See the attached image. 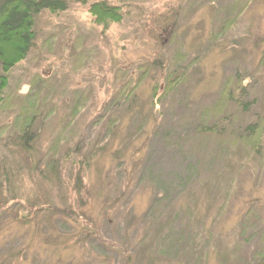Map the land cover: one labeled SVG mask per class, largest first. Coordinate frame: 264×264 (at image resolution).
Returning a JSON list of instances; mask_svg holds the SVG:
<instances>
[{"label": "rangeland", "instance_id": "1", "mask_svg": "<svg viewBox=\"0 0 264 264\" xmlns=\"http://www.w3.org/2000/svg\"><path fill=\"white\" fill-rule=\"evenodd\" d=\"M101 1L123 13L107 30L80 4L37 19L36 48L10 74L0 107V189L42 201L39 170L77 143L88 154L115 120L110 152L84 172L79 195L75 174L61 169L60 210L80 205L98 219L129 264H248L264 248V0ZM29 107L38 138L24 153L15 122ZM8 196L0 264H127L98 254L62 212L39 229L13 223ZM105 201L114 203L108 225Z\"/></svg>", "mask_w": 264, "mask_h": 264}, {"label": "trees", "instance_id": "2", "mask_svg": "<svg viewBox=\"0 0 264 264\" xmlns=\"http://www.w3.org/2000/svg\"><path fill=\"white\" fill-rule=\"evenodd\" d=\"M89 3L90 0H0V107L4 103L3 94L9 84L10 74L13 70L20 66L27 59L29 54L36 48V22L43 13L48 12L49 14H60L66 12L70 5L80 4L82 6H88V13L92 17L93 24L101 27L103 30H107L111 25L118 24L122 21L123 13L120 6H113L107 1L101 0H95L90 5ZM183 80L184 78L181 77L179 82ZM171 85L166 87H171ZM157 88V86L153 87L151 101L157 96ZM131 93L132 91L125 93L123 94V97H127L130 100ZM33 95H27L28 102L33 100V98L31 99L29 97H32ZM112 100L114 99H111V101ZM32 103L31 105H35ZM32 108L33 107H29L27 109L29 110L28 112L24 109L22 111L23 114L18 116L15 122L19 130L18 138H16L17 144L24 153H28L32 150L30 143L33 142L34 139L38 138L36 133L31 132L30 129V127L34 124V120L37 118V114L33 112ZM71 109L73 111L72 115L75 116L74 114L78 113L77 111L79 109V105L75 104ZM130 112L132 113V110H128V113ZM116 126L117 122L115 120H108V122L101 127L103 140L99 139V141L93 144L92 147L90 144L91 151L88 152V154H85V148H81L77 143L72 148H69L61 161H57L53 157L54 159L51 160L52 162L47 163L45 170H39L36 176L39 180L38 185L40 184L46 192L42 201L41 198L36 196L33 200L24 202L14 196V191H3L0 189L1 196L2 193L6 196L9 195L6 205L11 203L14 207H18V209L22 211L20 212L18 210L19 214L15 216L13 223L20 224V222H22L25 223L24 225L28 224L29 226L31 224H35L34 226L39 229L41 226L40 224L44 223L48 218H51L54 214L62 212L67 216V218L71 219L76 226L86 231L85 240L89 239L90 241H94L95 250L98 254L105 256L107 250H110L113 254H122L125 257V263L129 264L131 258V252L129 249L126 247H119L117 248L118 250H116L114 249L115 245L118 247L116 242L102 240L101 230L97 226L98 219L95 220L89 218V215L86 216L83 211L82 213L78 212L79 208H81L80 205L73 207V209L72 207H69L65 210H60L57 205V201H55L52 197L53 189L55 188L58 191L61 189V186H63L61 178V169L63 168L66 173L75 174V177L72 178V190L75 195L80 194L79 192L84 186L82 182V178L85 174L84 172L89 169L92 163L97 159V157L101 156V154L108 156V153L110 152L108 149L109 141L111 140V137L114 136ZM105 139L108 140L104 141ZM124 141H127V139H124ZM56 144L57 146L60 144L59 138L53 142L54 149H56ZM120 156V151L112 152L110 159L115 157L120 158ZM126 159L129 160V158H123V160ZM132 159L134 160V158ZM128 160L124 162V166L128 164ZM32 171H34V169L31 168V172ZM31 172H29V176L30 174L33 175ZM123 176L124 181L127 182L131 180L130 177L132 174L131 172H128L123 174ZM101 193L103 202V192ZM4 200H6V198ZM113 204L114 203H112V205L107 204L106 201L102 203L104 208L101 210L100 216L106 225L109 224L108 218L112 215L110 211ZM1 215L2 210H0V217ZM40 215L42 216L41 219H43V221H38V217H40ZM89 257L91 259V255H89ZM248 264H264V248H262L259 252L254 253L252 260Z\"/></svg>", "mask_w": 264, "mask_h": 264}]
</instances>
